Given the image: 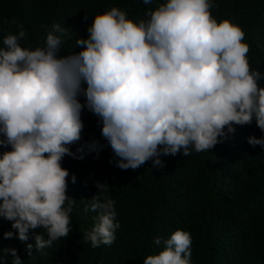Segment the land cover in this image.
Returning <instances> with one entry per match:
<instances>
[{
	"label": "clouds",
	"instance_id": "obj_1",
	"mask_svg": "<svg viewBox=\"0 0 264 264\" xmlns=\"http://www.w3.org/2000/svg\"><path fill=\"white\" fill-rule=\"evenodd\" d=\"M212 7L211 0H166L138 23L114 7L95 16L88 38L76 40L81 50L66 57H58L66 34L58 24L46 46L35 50L20 46L26 37L22 24L3 38L0 147L11 150L0 154V217L11 222L22 242L42 229L34 235L35 245H27L28 255L71 232L76 200L66 195L69 172L61 161L66 155L83 159L84 148L73 153L70 146L81 140L84 107L102 123L101 135L121 170H136L149 160L163 167L161 155L181 150L184 157L210 151L235 132L234 125L255 120L264 132V73L250 68L244 31L229 20L218 23ZM248 143L264 148V138L249 137ZM96 187L98 194L84 208L98 212L84 235L92 248L112 245L120 228L115 201L103 195L108 188ZM13 235L6 232L4 239ZM154 243H163L164 250L143 264H191L188 232L177 230ZM3 252L12 264H23L16 249Z\"/></svg>",
	"mask_w": 264,
	"mask_h": 264
},
{
	"label": "trees",
	"instance_id": "obj_2",
	"mask_svg": "<svg viewBox=\"0 0 264 264\" xmlns=\"http://www.w3.org/2000/svg\"><path fill=\"white\" fill-rule=\"evenodd\" d=\"M164 3L166 0H152L147 5L143 0H0V48L3 38L16 34L21 24L26 31L19 42L22 48L45 47L49 31L58 24L66 29L58 57H66L81 50L76 40L88 38L86 29L96 15L115 7L138 23L147 21L146 13ZM211 3V15L218 23L229 20L244 31L242 42L250 47V68L264 73V0ZM260 86L264 87V79ZM78 100L86 104L85 96ZM81 120V140L70 151L76 153L83 147V159L66 155L61 161L69 172L66 195L76 200L71 232L50 248L36 251L33 247L30 256L27 245H35L34 235L42 229L30 231L29 239L22 242L11 222L0 217V264H12L4 248L16 249L23 264H143L148 256L164 250L163 243L158 246L154 240H167L177 230L191 235V264H264V148L248 143L249 137L264 138L255 120L250 125H234L235 132L210 151L186 157L182 150L176 156L161 155L163 167L149 160L136 170L115 166L118 158L101 135L102 123L87 107L81 111ZM93 144L94 150L89 147ZM10 150L0 147V154ZM97 183L105 184L108 191L103 195L115 201V222L120 228L112 245L92 248L84 235L94 227L98 212L86 213L84 208L86 200L98 194ZM9 231L13 238L4 239Z\"/></svg>",
	"mask_w": 264,
	"mask_h": 264
}]
</instances>
